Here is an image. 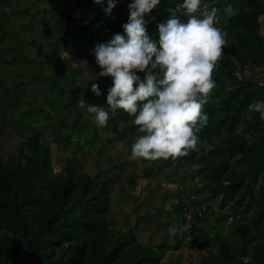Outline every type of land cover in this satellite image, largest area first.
I'll list each match as a JSON object with an SVG mask.
<instances>
[{
    "label": "trees",
    "instance_id": "16d2710c",
    "mask_svg": "<svg viewBox=\"0 0 264 264\" xmlns=\"http://www.w3.org/2000/svg\"><path fill=\"white\" fill-rule=\"evenodd\" d=\"M33 1L47 4L52 16L62 19V24L54 25L61 34L52 41L53 50L60 42L76 44L80 41L82 51L110 40L114 33H124L122 25L129 18L131 3V0H118L111 16H105L106 0L104 4H97L95 0ZM179 2L181 0H161L145 15L150 35L155 34L157 24L171 14L168 9ZM205 2L209 6L214 2L220 9L219 22L223 19L221 27L228 34V44L213 73L216 87L203 108L209 120L198 133L199 150L161 157V163L151 168L149 175L166 168L171 170V176H177L181 167L200 164L197 172L206 180L202 186L209 191V200L217 204L219 210H224L217 215L218 219L225 221L232 217L233 221L229 226L230 236L221 234L218 227L210 233L204 226L189 221L188 232L192 237L187 245L192 248L216 246V255L202 264H264V119L247 107L256 99H264V75L251 79L256 69L264 72V37L260 35L264 6L254 0ZM226 3H231L234 9L229 16L224 11ZM4 14L0 8V20ZM16 14L32 15L25 6ZM181 18L187 20L186 15L181 14ZM0 28V39L6 42L8 33L2 25ZM30 41L37 47L34 37ZM21 42L15 38V47L6 50H18L20 57L32 63L42 62L38 51L33 57L23 55L29 44L23 47ZM2 44L0 42V46ZM91 64L99 65L95 55ZM35 68L36 74L32 77L49 82L47 90L52 95L47 101L68 112L73 118L72 131L78 137L72 138L62 125L55 127L56 136L80 147H83L80 138L85 144H91L93 137L83 138L81 129L88 119L95 117L87 112V103L104 105L101 95L96 96L91 89L77 85L74 71L68 76L67 84L54 72L44 74ZM139 75L144 77L143 72ZM100 79V88L103 83H113L110 76ZM101 92L104 93L102 89ZM81 99L86 101L83 107L79 104ZM29 104L27 101L26 110L20 111L17 124L24 122V116L32 111ZM34 110L38 114L41 111L40 107ZM44 119L40 120L38 131L27 139V153L19 150L18 154H8L6 158L0 153V264H160L163 251L141 243L131 229L112 227L110 184L119 174L98 179V175L76 172L69 166L53 173L50 148L41 141L46 127ZM133 119L121 109L110 112L108 124L101 127L113 134L107 139L108 143L129 142L132 138L129 133L135 129L138 132ZM119 123L124 125L120 127ZM90 130L95 136L96 126L92 125ZM205 141L215 147L206 151ZM176 207L181 217L182 196ZM207 212L212 215L213 209L207 207Z\"/></svg>",
    "mask_w": 264,
    "mask_h": 264
},
{
    "label": "rangeland",
    "instance_id": "374dc122",
    "mask_svg": "<svg viewBox=\"0 0 264 264\" xmlns=\"http://www.w3.org/2000/svg\"><path fill=\"white\" fill-rule=\"evenodd\" d=\"M24 6L32 13L31 16L16 14V11ZM0 8L5 11L0 25L8 33L5 36L6 42L4 38L0 39L3 43L0 46L1 156L6 158L8 154H18L19 150L27 153V139L32 132L38 131L40 120L45 118L46 127L41 134V141L46 142L50 148L53 173H59L69 166L76 172L98 175V179L119 174V178L112 179L110 184L109 216L113 221L112 227L131 229L141 243L155 251H163L160 264H202L203 261L214 257L216 246L192 248L186 243L192 237L188 232L189 221L204 226L210 233L218 227L219 232L225 236H230L229 226L233 221L232 217L225 221L218 219L217 215L224 213V210H219L217 204L209 200L210 193L202 186L206 180L202 173L197 172L200 164L192 163L190 167H181L177 176H171V170L166 168L149 175L150 169H155L161 163V158H132L131 145L140 135L136 129L129 133L132 137L129 142L121 140L120 146L117 147L112 142L108 143L107 139L113 134L103 131L97 125L95 117L88 119L81 129L83 138L90 140L93 137L91 144H85L80 138L83 142V147H80L58 138L55 127L61 125L65 126L66 133L72 138L78 137L77 133L72 131L73 118L68 116L62 106L56 108V104L47 101V97L52 95L47 90L49 82L43 83L32 77L36 74L35 67L44 74L54 72L67 84L68 76L74 71L76 84L91 89V82H94L96 77V82L102 83L97 75L101 66L91 64L94 54L91 49L82 51L80 41L76 44L60 42L53 50L52 41L61 34L54 25L63 22L61 18L52 16L47 4H37L33 0H0ZM229 15L227 13V16ZM260 21V35L264 37V17H261ZM223 22L221 19L220 26ZM28 25L29 28L25 29ZM31 37L36 39L37 47L30 41ZM15 38L22 40L23 47L29 44L25 48L27 53H22L24 48L21 50L23 55L33 57L38 51L42 62L32 63L22 58L18 50L7 51L6 48L15 47ZM263 75L264 72L256 69L251 79L262 78ZM111 86L104 83L101 86L104 91L101 92V97L105 106L107 90ZM27 101H30L28 108L32 111L24 116V122L17 124L20 111L26 110ZM35 107H40L39 114L33 112ZM92 125L96 126L95 136L90 130ZM123 125L119 123L120 127ZM181 196L183 215L179 217L180 210L176 205L179 204ZM207 207L213 209L212 215L207 212ZM173 225L177 226V230L170 232L169 228Z\"/></svg>",
    "mask_w": 264,
    "mask_h": 264
},
{
    "label": "clouds",
    "instance_id": "9594fccd",
    "mask_svg": "<svg viewBox=\"0 0 264 264\" xmlns=\"http://www.w3.org/2000/svg\"><path fill=\"white\" fill-rule=\"evenodd\" d=\"M95 2L104 4L105 0ZM117 3L106 0L105 16H111ZM160 3L131 0L129 18L122 25L124 33H114L92 49L101 66L97 75L110 76L113 83L107 90L106 106L88 102L87 112L95 114L100 127L108 124L110 112L117 109L134 118L140 135L131 145L132 158L155 160L199 150L198 133L209 120L203 108L216 87L213 73L228 44V34L219 24L220 9L205 0H181L168 9L171 14L150 35L145 15ZM233 10V5L226 3L224 11L231 14ZM96 80L91 82V90L100 96ZM85 103L79 100L82 107ZM247 107L264 119V99H256ZM203 147L209 151L215 144L205 141ZM176 230L175 225L169 228L170 232Z\"/></svg>",
    "mask_w": 264,
    "mask_h": 264
},
{
    "label": "water",
    "instance_id": "95a60500",
    "mask_svg": "<svg viewBox=\"0 0 264 264\" xmlns=\"http://www.w3.org/2000/svg\"><path fill=\"white\" fill-rule=\"evenodd\" d=\"M256 3H258L259 5L264 6V0H254Z\"/></svg>",
    "mask_w": 264,
    "mask_h": 264
},
{
    "label": "crops",
    "instance_id": "0c3cea01",
    "mask_svg": "<svg viewBox=\"0 0 264 264\" xmlns=\"http://www.w3.org/2000/svg\"><path fill=\"white\" fill-rule=\"evenodd\" d=\"M262 17H264V16H262ZM262 29V28H261Z\"/></svg>",
    "mask_w": 264,
    "mask_h": 264
}]
</instances>
